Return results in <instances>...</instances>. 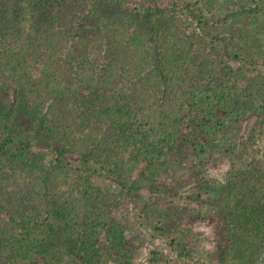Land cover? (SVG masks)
<instances>
[{"label": "trees", "instance_id": "1", "mask_svg": "<svg viewBox=\"0 0 264 264\" xmlns=\"http://www.w3.org/2000/svg\"><path fill=\"white\" fill-rule=\"evenodd\" d=\"M161 1L20 0L13 26L0 4V264H133L114 203L155 191L178 141L232 161L227 183L197 177L193 195H216L221 264H264V158L237 144L241 121L264 116V82L225 70L264 67L240 51L264 0Z\"/></svg>", "mask_w": 264, "mask_h": 264}, {"label": "rangeland", "instance_id": "2", "mask_svg": "<svg viewBox=\"0 0 264 264\" xmlns=\"http://www.w3.org/2000/svg\"><path fill=\"white\" fill-rule=\"evenodd\" d=\"M19 1L0 0L10 26L14 25L13 19L18 12ZM161 4H164V0ZM135 5L137 3H130L128 6L134 9ZM205 26L212 27L209 23ZM240 51L251 62L258 59L262 61L264 24L255 27L250 47H243ZM225 70L238 72L241 86L245 88L253 87L256 82H264L263 66L255 67L250 63L230 60L225 63ZM11 100L9 90L0 85V107L8 105ZM238 129L242 135L237 144L245 151L246 161L251 155L264 158V116L250 114L241 121ZM177 144V150L164 153L163 170L156 171L155 191L145 189L132 201L116 199L114 203L117 227L124 228L126 239L137 249L133 264H150L148 260L155 258L158 253H164L168 258L159 260L156 264H221L223 260L219 251L220 232L217 228L221 211L215 207L216 195L205 192L200 199L193 195L199 190L197 177H214L227 183L232 161L224 156L217 160L197 159L188 146L181 141ZM70 159L76 166L87 169L79 155H72ZM88 174L102 190L116 195L119 193L120 186L114 180L94 171ZM262 181L264 182V173ZM173 239L174 248L178 251H171L164 246V243ZM182 251L188 257L181 256Z\"/></svg>", "mask_w": 264, "mask_h": 264}]
</instances>
